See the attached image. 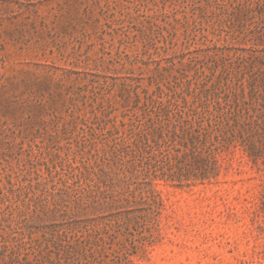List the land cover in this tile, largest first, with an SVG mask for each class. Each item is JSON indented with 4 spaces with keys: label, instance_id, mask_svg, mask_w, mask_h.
I'll use <instances>...</instances> for the list:
<instances>
[{
    "label": "rangeland",
    "instance_id": "374dc122",
    "mask_svg": "<svg viewBox=\"0 0 264 264\" xmlns=\"http://www.w3.org/2000/svg\"><path fill=\"white\" fill-rule=\"evenodd\" d=\"M190 91L242 114L202 182L125 123ZM263 195L264 0H0V264H264Z\"/></svg>",
    "mask_w": 264,
    "mask_h": 264
},
{
    "label": "trees",
    "instance_id": "16d2710c",
    "mask_svg": "<svg viewBox=\"0 0 264 264\" xmlns=\"http://www.w3.org/2000/svg\"><path fill=\"white\" fill-rule=\"evenodd\" d=\"M190 92H192L190 99L186 96L170 97L166 102H162L149 98L147 103L145 102L141 105L142 112L140 114L133 113L129 117V121L125 122L129 124V130L137 139L139 141L143 140L145 155L140 154L137 145H134L135 149L130 148L135 157L137 152H139V162H144L154 156L153 147L155 146L154 144H157V140L151 139L149 134L152 138L154 135L159 138L162 136L169 138L177 137L178 144L174 146V155L179 158L180 162L181 160L186 161L188 155L195 156V168L192 171L188 169L182 173L180 171H162V176L178 182H181L183 179L202 182L216 177L219 172L216 154L224 148H228L238 138L241 139V142H244V139L240 135L225 136L223 134L219 136L216 133V130L221 127H235L239 117L242 116L239 110L231 109L225 111L224 107L228 102L222 104L221 100H217L215 105L210 107V102L206 96H201L199 91L195 93L193 91ZM247 151L253 161H257L258 158L262 157L259 147L247 145ZM262 204L264 206V195ZM81 221V219L69 220L66 226L67 228L78 230ZM52 224V227H54L53 231L58 232L60 237L65 239L68 229L62 228L59 232V229H61L58 227L59 224L55 222ZM68 242L66 244L70 247L71 245ZM62 245L65 244H62L61 240L53 241L55 248ZM67 252L72 260H76L77 256L74 250L70 249Z\"/></svg>",
    "mask_w": 264,
    "mask_h": 264
}]
</instances>
